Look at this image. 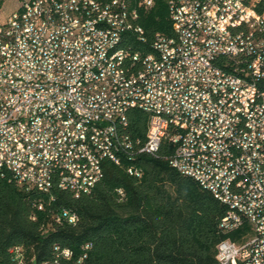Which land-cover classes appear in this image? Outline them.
<instances>
[{"label": "built area", "instance_id": "2783aa9c", "mask_svg": "<svg viewBox=\"0 0 264 264\" xmlns=\"http://www.w3.org/2000/svg\"><path fill=\"white\" fill-rule=\"evenodd\" d=\"M153 3L17 0L0 24V173L12 161L16 182L48 192L34 203L41 210L56 189L88 193L105 160L124 165L168 142L170 165L226 206L220 230L245 227L239 239L217 243L218 264H264V0H167L170 33L148 42L162 58L124 39L139 30L128 27L122 7L139 19L138 8ZM86 12H95L93 23ZM103 23L115 25V35ZM53 107L69 115L51 116ZM133 108L148 115L143 140L130 130ZM111 123L120 124L122 143H114ZM95 128L109 141L94 137ZM126 163L130 175H142ZM50 212L47 226L78 216ZM11 253L24 264L21 246Z\"/></svg>", "mask_w": 264, "mask_h": 264}, {"label": "trees", "instance_id": "16d2710c", "mask_svg": "<svg viewBox=\"0 0 264 264\" xmlns=\"http://www.w3.org/2000/svg\"><path fill=\"white\" fill-rule=\"evenodd\" d=\"M138 12L148 41L132 44L148 50L155 32L170 33L167 0H154ZM128 119L132 136L143 140L147 113L133 108ZM172 149L164 142L153 154L139 153L130 160L141 167L140 177L126 171L128 160L124 165L105 160L102 178L88 193L74 197L56 189L41 210L34 203L48 196L19 184L4 170L0 173V264H17L11 253L15 245L23 248L24 264H218L217 243L239 239L245 227L220 230L226 206L170 165L167 155ZM118 188L124 191L122 199ZM62 207L77 213L75 222L47 226L50 211ZM65 249L71 252L69 257L63 254Z\"/></svg>", "mask_w": 264, "mask_h": 264}, {"label": "bare ground", "instance_id": "6f19581e", "mask_svg": "<svg viewBox=\"0 0 264 264\" xmlns=\"http://www.w3.org/2000/svg\"><path fill=\"white\" fill-rule=\"evenodd\" d=\"M127 4H130L127 0ZM122 15L124 19L128 20V27L134 28L139 30V34L135 32H124V39L129 41L130 46L135 49L139 50L141 54H153L155 58H162V50L160 48H153L149 44V49L145 50L140 47H134L132 42L143 43L145 40L140 38L142 36L145 38L144 29L138 23V18H131V8L130 6H123L122 7ZM95 20V12H86L84 14V21L85 23H93ZM104 20H111V13H104ZM1 24V22H0ZM103 30L108 32V35H115V25L111 23H103ZM19 32H26V24H19ZM61 115H69V108L67 107H53L51 108V116H61ZM85 127L86 128H94V121L93 120H85ZM111 134L114 143H122V136H121V127L119 123H111ZM94 137H101V141H109V134L103 133L102 128H95L94 129ZM4 170L10 172L12 178L16 181V176L14 175L13 163L12 161H5ZM48 196V192H44ZM53 193H49V199H53ZM64 211H71L69 208H64ZM76 220V216L73 217V223Z\"/></svg>", "mask_w": 264, "mask_h": 264}, {"label": "rangeland", "instance_id": "374dc122", "mask_svg": "<svg viewBox=\"0 0 264 264\" xmlns=\"http://www.w3.org/2000/svg\"><path fill=\"white\" fill-rule=\"evenodd\" d=\"M17 8V0H0V22Z\"/></svg>", "mask_w": 264, "mask_h": 264}]
</instances>
